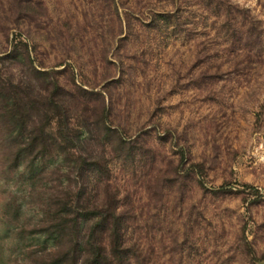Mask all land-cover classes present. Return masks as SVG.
<instances>
[{"label": "rangeland", "instance_id": "rangeland-1", "mask_svg": "<svg viewBox=\"0 0 264 264\" xmlns=\"http://www.w3.org/2000/svg\"><path fill=\"white\" fill-rule=\"evenodd\" d=\"M6 77H54L103 180L0 156V264L47 256L34 229L86 184L128 264H264V0H0Z\"/></svg>", "mask_w": 264, "mask_h": 264}, {"label": "trees", "instance_id": "trees-1", "mask_svg": "<svg viewBox=\"0 0 264 264\" xmlns=\"http://www.w3.org/2000/svg\"><path fill=\"white\" fill-rule=\"evenodd\" d=\"M5 80H0V145L3 146L0 156L9 161L8 166L17 167L24 152L32 170L36 160L62 150V158L71 163L78 176L85 174L88 184L89 180L95 186L101 183L102 156L87 157L80 153V127L70 122L66 98L62 88L59 95L60 87L54 77L37 89L23 84V80L14 82L11 77ZM51 114L57 117L54 134L47 129ZM60 138L65 140L64 144L56 145ZM83 189H76L69 203L57 197L51 214L47 209L48 221L45 223L43 218L34 229V234H46L44 240L54 242V248L47 256L37 259L36 264H128L120 238L121 218L112 214L104 203H92L87 208L90 197L86 201L81 199L87 184L84 193ZM62 245L66 247L63 250Z\"/></svg>", "mask_w": 264, "mask_h": 264}]
</instances>
